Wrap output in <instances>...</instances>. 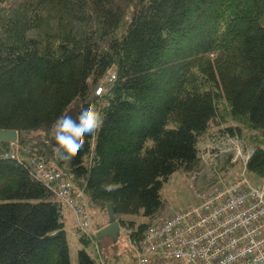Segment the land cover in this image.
<instances>
[{"label":"trees","instance_id":"obj_1","mask_svg":"<svg viewBox=\"0 0 264 264\" xmlns=\"http://www.w3.org/2000/svg\"><path fill=\"white\" fill-rule=\"evenodd\" d=\"M226 122L258 132L245 168L264 176V0H0V128L17 131L0 143V264H71L66 205L31 161L60 170L88 212L142 215L118 220L138 238L161 181L192 171L199 138Z\"/></svg>","mask_w":264,"mask_h":264},{"label":"built area","instance_id":"obj_2","mask_svg":"<svg viewBox=\"0 0 264 264\" xmlns=\"http://www.w3.org/2000/svg\"><path fill=\"white\" fill-rule=\"evenodd\" d=\"M113 78H104L95 93ZM30 163L37 179L55 183L57 197L72 210L77 227L105 264L81 190L60 170ZM220 178L213 170L196 203L172 212L138 238L128 237L134 260L127 264H264V182L255 184L243 173L228 182Z\"/></svg>","mask_w":264,"mask_h":264},{"label":"rangeland","instance_id":"obj_3","mask_svg":"<svg viewBox=\"0 0 264 264\" xmlns=\"http://www.w3.org/2000/svg\"><path fill=\"white\" fill-rule=\"evenodd\" d=\"M225 124L227 122L221 123L218 127L212 125L208 132L199 138V160L192 171L177 169L161 181L162 213L166 215L171 214L174 211L184 209L196 203L198 201V193L205 188L206 183L211 179L213 170L217 171V175L222 177L220 179L224 180V182L235 180L241 173L255 184L264 182V176L254 175L247 170L245 172L243 164L246 155L250 154L254 147V142L249 141V137L258 134V132L245 128L246 131H243L241 135L230 136L221 129ZM237 151H239V154H237ZM89 212L91 224L95 228L108 219L105 210L90 209ZM158 217L156 216L149 225L164 219L163 217ZM119 219L125 222L133 220L136 225L146 220L142 215H121L117 221ZM73 221L70 217H66L65 225L67 227L71 264H77L76 254L80 248H84L91 257L98 260L93 243L83 245L78 237L75 241L70 238V226L73 224ZM120 230L117 242H115L113 248L110 247L111 255L107 256L101 249L102 257L107 256L106 264H127L134 260V253L128 245L131 229L127 225H120ZM103 244H109L110 246L112 242L110 240L108 243ZM103 244L99 243V246L103 248Z\"/></svg>","mask_w":264,"mask_h":264},{"label":"water","instance_id":"obj_4","mask_svg":"<svg viewBox=\"0 0 264 264\" xmlns=\"http://www.w3.org/2000/svg\"><path fill=\"white\" fill-rule=\"evenodd\" d=\"M16 140L17 131L0 128V143H12ZM107 216L109 218V222L97 231L96 236L99 240L102 238H109L111 242L115 243L120 235V225L110 205H107Z\"/></svg>","mask_w":264,"mask_h":264},{"label":"crops","instance_id":"obj_5","mask_svg":"<svg viewBox=\"0 0 264 264\" xmlns=\"http://www.w3.org/2000/svg\"><path fill=\"white\" fill-rule=\"evenodd\" d=\"M63 208H64V215H63V221L64 222H66V217H70V219H72V221H73V224L70 226V238L73 240L74 239V241H75V239L78 237V234H77V232H76V225H75V218H74V215H73V213H72V211L67 207V206H63ZM163 215V216H162ZM170 214H164V213H162V211H160L158 214H157V217L158 218H160V217H163V218H166V217H168ZM125 216H128V215H125ZM108 222L105 220L102 224H103V226L102 227H104L106 224H107ZM65 229H66V232H67V227H66V225H65ZM108 241H110V239L109 238H102L101 240H99V243H108ZM111 246V245H110ZM110 246H109V244H103V248L101 247V249L103 250V252L105 253V254H107V256H110L111 255V250H110ZM118 255V254H117Z\"/></svg>","mask_w":264,"mask_h":264},{"label":"bare ground","instance_id":"obj_6","mask_svg":"<svg viewBox=\"0 0 264 264\" xmlns=\"http://www.w3.org/2000/svg\"><path fill=\"white\" fill-rule=\"evenodd\" d=\"M51 184H53V183H51ZM54 185V184H53ZM55 187V186H54ZM51 188V187H50ZM53 191V190H52ZM88 210V209H87Z\"/></svg>","mask_w":264,"mask_h":264}]
</instances>
